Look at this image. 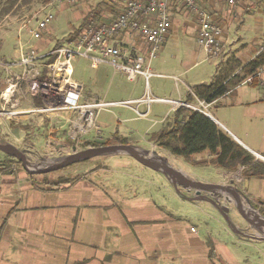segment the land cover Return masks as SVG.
I'll use <instances>...</instances> for the list:
<instances>
[{"label": "crops", "instance_id": "obj_1", "mask_svg": "<svg viewBox=\"0 0 264 264\" xmlns=\"http://www.w3.org/2000/svg\"><path fill=\"white\" fill-rule=\"evenodd\" d=\"M78 1L74 4L61 3L53 8L54 19L49 23L42 39L34 42L39 50H48V45L54 40L51 32L57 27L53 21L59 14H62L63 19L70 25V31L60 40L55 41L51 48L62 44L63 41L67 42L72 36L74 37V34H77L82 28V21L88 13L93 12L95 20H111L121 13L126 0ZM202 4L213 14L215 21L223 31L222 41L225 51L222 57H219L222 62L216 65L211 82L216 75L218 65L224 63L223 60L226 56L229 57L233 54L230 49L229 33L225 27L234 23L232 18H243L248 12L244 11L243 0H236L234 6H228L225 2L218 0H203ZM262 7H257L258 12L264 13ZM230 8L234 10L231 11ZM230 19L231 21H228ZM74 21L77 24H73ZM145 21L153 23L154 18L149 17ZM236 24L239 25V23ZM185 27L189 28L197 42L196 15L184 5L182 0H173L171 3V26L162 47L168 40L176 41L178 33ZM115 42L129 47L136 53L146 54V43L142 35L136 31L123 32L115 38ZM258 48L252 47L241 55L238 52V62L241 65L248 63L258 54ZM205 55L207 60H215L209 58L206 53ZM89 65L91 71L87 76L74 78L75 70L73 69V78L83 86L80 102L136 100L145 94L146 89L142 77H137V81H131L123 73L115 71L109 65L101 64L96 67L90 63ZM153 72L156 77L163 75ZM0 73H2L0 76L1 87L4 83L5 73L1 69ZM138 84H143V86L138 87ZM247 86L259 91L248 92L245 90ZM111 88H114L116 93L125 95V99L107 100L106 97L109 96ZM148 88L152 93L149 83ZM188 89L184 100L175 101L188 103L194 107L192 109L208 115L256 159L264 161L259 158H264V87L249 86L242 80L235 88L210 103L199 100L191 88ZM153 91L155 92V90ZM188 94L192 95L190 101H188ZM230 98L233 99L232 103H229L231 111L228 113L220 111L221 118L205 111L200 105L203 103L212 106ZM12 100L17 109H29L36 106L35 104L40 105L37 100L28 98L23 92L15 94ZM193 100L198 104H193L191 102ZM168 105L170 107H168L167 114L172 112V116L174 111L181 107L173 104ZM151 106H149V113L145 119L153 124H157L158 121L166 122L167 114L160 120L148 117L153 112ZM7 107L9 109L12 105ZM195 108L203 109V111ZM145 110L146 107L143 111ZM75 114L70 111L58 114L32 113L18 118L4 117L0 118V129L5 136L8 138L12 136L15 138L14 140L18 141L21 138V133L28 137L34 128H40L42 129L41 136L45 137V141L57 144L58 149L67 145L75 147L76 150H83L86 149L84 145L86 142H105L112 139L115 133L128 141L133 130L131 131L125 126L124 122H131L138 118H127L123 122L118 119L117 126H112L108 121H99V133L90 131L83 135L78 134V142L69 145L70 143L65 141L64 135L58 133L60 130L58 124L64 117L67 119ZM22 127L25 128L22 129ZM90 133L91 135H89ZM145 142L152 147H147L148 149L156 150L166 156V151L160 147H158L160 151L153 149L155 144L148 142V139H145ZM128 145L131 144L128 143ZM173 157L171 156V158ZM200 157L208 159L209 156L207 152H201L192 155L191 160H185L200 163ZM174 158L177 161L172 162L174 167L185 175L197 181H206L204 183L231 184L243 193L234 185V180L229 178L237 171L234 173L224 171L228 177L224 176L218 180H202L189 174L191 172H188L184 167L182 157H180L181 159ZM21 172L23 173L14 171L10 174L0 175V264H264V260L259 259L251 263L238 249L228 247L227 243L220 241V237L216 236L209 227L203 225L202 219L199 217H195L192 221L183 218L182 215L169 212L164 205L146 196L147 187L144 184L138 185L136 189L123 185L114 187L110 183L109 185H112L113 188H109L107 184L99 183L100 185H98L93 181H87L86 179L89 177L83 175L72 178L68 183L59 186H49L46 184L47 182H43L38 177L44 174L30 175L23 170ZM167 180L175 186L172 190H176V192H172H175L176 196L173 195L177 198L175 202L180 206H187L190 209L189 206H194L192 203H203L211 210L212 208L217 212L222 210L220 200L209 197L206 194L209 192L203 193L204 198L209 201L196 198L193 193L196 191L195 189L184 191L182 186L188 187L187 185L177 180L168 178ZM242 181L244 184L240 187L244 189L245 197L248 198L250 204L256 205L257 209L255 210L259 214L260 210L264 212V178H250L247 181L242 178ZM130 191L133 192L130 193ZM226 199L233 204L229 197ZM210 200L214 201L216 205ZM260 216L264 217L261 214ZM218 221L220 222V220ZM246 226L245 230L247 231L245 232H240L241 227L239 226L235 228L237 229L236 234L231 231V237L235 243L243 244V242H248L246 237L254 238L252 234L255 230L251 228L250 231L249 224Z\"/></svg>", "mask_w": 264, "mask_h": 264}, {"label": "rangeland", "instance_id": "obj_2", "mask_svg": "<svg viewBox=\"0 0 264 264\" xmlns=\"http://www.w3.org/2000/svg\"><path fill=\"white\" fill-rule=\"evenodd\" d=\"M244 1V11L248 12L242 17L237 19L232 18V22L228 24L227 31L229 33V41H230V49L233 51L234 57L237 59V54L241 55L243 52L250 50V48L258 46L264 40V13L258 12L257 7L264 6V0H243ZM79 1L77 2V4ZM5 4V0H0V9ZM76 4V5H77ZM42 5H38L36 3H31L29 5H24L17 7L15 6L11 11L6 14H1L0 12V62L10 61L11 59H16V47L18 40V31L21 26V22L25 19H28L33 15V13L41 8ZM233 11V8H230ZM260 9V8H259ZM264 10V7H262ZM253 11V12H252ZM63 15L59 14V16L53 21L55 28L51 35L54 40L50 42L48 45V49L54 45L55 41L60 40L64 35H66L70 31V25L63 19ZM237 20V21H236ZM228 21H231L228 20ZM242 22V24H241ZM33 21L30 25H33ZM236 23H239L237 25ZM73 24H77L74 21ZM239 26V27H238ZM21 38L28 39V29L21 31ZM178 38L176 41L168 40L166 45L161 46L156 55L152 58L150 63V68L153 71L163 74L161 77L152 76L149 79V86L152 88V96H160L165 98H171L174 100H184L188 88L191 90L195 88L198 84L209 83L212 79L211 77L215 73L216 65L219 62H222L220 59L222 54L215 60L209 61L206 58L204 51L198 46L194 36L188 27L180 30L178 33ZM31 40V39H30ZM65 41H63L64 43ZM33 43V41H32ZM62 43V41H61ZM46 51V50H45ZM229 57L226 56L224 58V62ZM238 60V59H237ZM72 67L75 70L74 78L77 76H87L90 73V65L87 60L81 57H76L72 59ZM113 71V70H112ZM2 73H0V76ZM126 77V76H125ZM137 81L138 79H134ZM135 86V84H133ZM143 84H138V87H142ZM149 90V88H147ZM244 89V88H243ZM155 90V92L153 91ZM248 92H257V89L245 88ZM125 95L116 93L114 88H111L109 96L106 97L107 100L114 99H125ZM233 99H227L222 101L220 104H215L212 106L204 105L202 107L205 111L212 113L217 118H221L220 111L224 113H228L230 110V104ZM193 104L197 105L198 103L193 100L191 101ZM170 103H162V102H152L150 106L153 110L148 117L154 120H160L167 116L169 121L172 116V112H168V105ZM37 106V104H35ZM137 104L131 103L129 106L115 105L108 108H104L99 111L96 123L99 126V121H108L112 126H117L118 119L119 121H126L127 118H137L131 122H124L125 126H127L131 131L132 136H130L128 143L131 145H137L142 148H152L148 143L145 142L149 135L152 132H155L162 128L166 122L158 121L157 124H153L144 118H139V116L134 112L133 108L136 107ZM218 106V108H216ZM146 106L140 104L138 106L140 111H143ZM7 109V107L5 108ZM167 114V115H166ZM74 118L72 115L69 119L64 117L60 121V130L58 133L60 135H64V139L69 145H74L78 142L79 138L72 137V132L74 131V124L71 120ZM25 127H22V129ZM21 129V131H22ZM150 131H149V130ZM1 130V129H0ZM20 130V129H19ZM40 128H34L32 133L25 135L21 133V138L18 141L14 140L15 138L10 136L9 138L2 134V130L0 131V142H8L15 147L25 150L27 153L28 159L36 165H40V168L45 167L46 165H51L55 163L57 160L61 159L64 155L73 152V148L71 146H63L60 149L57 148V144H52L45 141V137L41 136ZM75 132H78L75 131ZM99 133V132H98ZM23 135V136H22ZM74 135V134H73ZM91 135V133L89 134ZM88 135V136H89ZM5 138V139H4ZM31 142V143H30ZM52 144V145H51ZM157 147V148H156ZM153 149H158V146H153ZM31 150V151H30ZM160 151V150H159ZM164 152V151H163ZM6 155V154H5ZM168 158V162L173 165L172 162H177L176 158H171L170 154L165 153ZM4 153L0 152V163L3 162ZM178 159H181L178 157ZM202 163H193L186 161L184 158L182 159L184 163V167L191 172L189 174H193V176L201 178L202 180H218L226 176L222 168L215 167L206 161L207 158L200 157L199 158ZM205 159V160H204ZM175 164V163H174ZM174 166V165H173ZM9 167V166H8ZM11 167V166H10ZM12 170L17 173H23L22 168L19 164H13ZM240 169L237 170L236 173L231 174L229 176L230 180H234V185L238 187L242 193V199L245 201L244 189L242 186V176L240 174ZM7 170L1 171L0 175L6 174ZM27 173V172H26ZM86 175L87 181H93L98 185H109L112 183L114 187L117 185H123L127 187H135L137 189L138 185L144 184L147 189L145 190L146 196L154 199L157 203L162 204L166 207V209L177 215H182L183 218L194 220V218L199 217L202 219L203 225L209 227L212 232L218 237H220V241L223 243H227L228 247H233L238 249L243 256L253 261L264 260V235L255 229L252 237H246L248 242H243V244L235 243L231 237V231L236 234V227H241L239 229L240 232H245V227L248 225L245 222V219L238 213L236 207L231 204L226 198H231L230 195H224L219 192H209L206 193L209 197L214 198L216 200H220V206L223 212H217L215 209H209L205 204H193L194 206H180L177 204V201L173 195L176 190H172L175 187L172 183H170L165 176L162 174H157L152 171L150 168L145 167L135 159L127 155H99L95 156L83 161H79L77 163L68 165L66 167L54 170L52 172L46 173L40 177V180L43 182H58L70 180L72 178ZM228 177V175L226 176ZM37 178V176H36ZM229 181V180H227ZM206 182V181H203ZM100 183V184H99ZM109 188H113L112 185L108 186ZM184 191H192L191 188L182 186ZM108 190V188H106ZM112 191V189H111ZM171 191V196L169 192ZM175 191V192H172ZM133 191H130L132 193ZM181 194L182 192L179 191ZM194 196L196 198H204V192L193 191ZM176 196V195H175ZM224 199V200H223ZM227 200V201H225ZM188 203V202H187ZM230 203V204H229ZM252 204V203H251ZM188 205V204H187ZM249 208V207H248ZM260 218V214L257 210L252 209ZM217 212V213H216ZM254 216V215H253ZM258 219V218H257ZM220 220V222L218 221ZM251 231V227H249ZM249 236V235H248ZM241 254V255H242Z\"/></svg>", "mask_w": 264, "mask_h": 264}, {"label": "built area", "instance_id": "obj_3", "mask_svg": "<svg viewBox=\"0 0 264 264\" xmlns=\"http://www.w3.org/2000/svg\"><path fill=\"white\" fill-rule=\"evenodd\" d=\"M77 1L50 0L31 17L21 22L15 50L16 59L0 62V69L5 73L4 83L0 87V118L73 111L76 114L71 120L74 124L72 137L77 138L78 134L83 135L90 131L98 133L99 127L96 123L98 113L111 106H129L135 103L137 105L133 110L141 118L148 115L152 102L194 108L188 103L152 96L147 89L150 77L156 75L150 68L151 60L162 46L171 26L173 0H126L121 13L111 20L89 19L76 37L46 51L39 50L34 42L42 39L49 23L54 19L53 8L61 3L74 4ZM182 1L197 17L198 45L209 58H219L224 49L223 31L213 14L203 6V0ZM218 1H223L228 6H234L236 2V0ZM149 17L154 18L153 23L145 21ZM32 21L34 23L31 26ZM26 29L29 38L23 39L20 33ZM133 31L142 35L147 46L145 55L115 42V38L123 32ZM262 51H264V40L259 45L258 54ZM76 57L86 59L93 67L101 64L109 65L131 81L142 77L145 94L136 100L80 102L83 86L73 78L71 64L72 59ZM244 83L249 86L264 87V64L247 76ZM20 92L28 98L39 101L40 105L29 109H17L12 97ZM10 104L12 107L5 109ZM140 104L146 105L145 111L139 110ZM200 105L204 106L203 103ZM77 130L78 132H75Z\"/></svg>", "mask_w": 264, "mask_h": 264}, {"label": "trees", "instance_id": "obj_4", "mask_svg": "<svg viewBox=\"0 0 264 264\" xmlns=\"http://www.w3.org/2000/svg\"><path fill=\"white\" fill-rule=\"evenodd\" d=\"M49 1L5 0L0 12L6 14L15 6L20 7L31 3L45 5ZM93 15V12H90L84 17L80 31L89 19H95ZM79 32L74 34V37ZM263 64L264 51L244 65H241L231 54L226 62L218 65L216 75L209 84H198L194 90L192 89V92L199 100L210 103L235 88ZM237 70L239 71L237 72ZM188 95V101L192 100V95ZM38 104H40L39 101ZM148 142L157 145L171 156L182 157L186 160H191V156L194 154L207 152L209 157L203 162H209L228 173H234L241 168L240 174L245 181L250 178H264V161L256 159L254 155L244 149L212 119L192 108L185 106L177 108L172 118L162 128L149 135ZM115 144H128V141L115 133L112 139L105 142L88 141L84 145L85 148H89ZM13 164H19L22 170L25 171L20 161L5 154L3 162L0 163V170H7V174L13 173ZM69 181L47 182L46 184L59 186ZM251 205L257 209L256 205ZM259 212L264 216L263 211L260 210Z\"/></svg>", "mask_w": 264, "mask_h": 264}, {"label": "water", "instance_id": "obj_5", "mask_svg": "<svg viewBox=\"0 0 264 264\" xmlns=\"http://www.w3.org/2000/svg\"><path fill=\"white\" fill-rule=\"evenodd\" d=\"M208 118L209 116L206 115ZM0 152L14 157L21 162L23 169L30 175L34 174H46L54 170L66 167L68 165L83 161L99 155H113V154H125L141 165L153 169L169 180H177L198 191L203 192H219L224 195H230L232 197V203L236 207L238 213L245 219V222L249 226L258 232L264 234V217L257 219L253 214L245 209L242 200V192L233 187L231 184H218V183H204L197 181L175 168L168 162V158L156 150L142 148L138 146L128 144H115L105 145L100 147H89L83 150H76L73 148V152L64 155L61 159L57 160L51 165H46L40 168L39 164H33L27 157L25 150H21L8 142H0ZM264 160V158L259 157ZM206 199V198H205ZM245 201L255 210L256 208L250 204L247 197L244 196ZM208 200V199H206ZM209 201V200H208ZM211 201V200H210ZM215 204L214 201H211ZM216 205V204H215ZM219 212H223L220 210Z\"/></svg>", "mask_w": 264, "mask_h": 264}, {"label": "bare ground", "instance_id": "obj_6", "mask_svg": "<svg viewBox=\"0 0 264 264\" xmlns=\"http://www.w3.org/2000/svg\"><path fill=\"white\" fill-rule=\"evenodd\" d=\"M243 204H244V206H245V209L247 210V211H249V212H251L253 215H254V217H256V218H258V219H261L252 209V207L246 202V201H243ZM249 207V208H248Z\"/></svg>", "mask_w": 264, "mask_h": 264}]
</instances>
